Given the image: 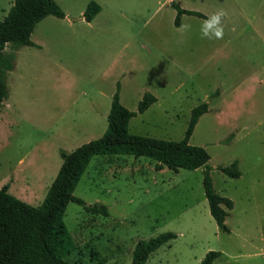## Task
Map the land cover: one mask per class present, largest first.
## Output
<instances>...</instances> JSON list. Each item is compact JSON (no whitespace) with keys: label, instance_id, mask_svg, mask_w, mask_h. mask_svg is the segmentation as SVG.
Segmentation results:
<instances>
[{"label":"rangeland","instance_id":"rangeland-1","mask_svg":"<svg viewBox=\"0 0 264 264\" xmlns=\"http://www.w3.org/2000/svg\"><path fill=\"white\" fill-rule=\"evenodd\" d=\"M54 1L64 17L36 23L34 46L15 51L6 75L0 187L40 204L59 151L101 136L115 91L130 111L143 93L155 97L130 117L129 133L173 141L183 138L190 109L206 102L188 143L207 151L212 187L232 201L225 223L234 231H220L209 215L202 168L156 170L145 157L95 155L72 194L104 204L107 215L68 202L62 219L75 247L63 259L131 264L136 241L169 231L175 237L143 264H198L209 250L221 252L212 264H264V0H94L100 11L89 22L81 18L89 0ZM170 1L195 11L242 9V17L232 16L222 38H202L205 21L183 15L175 26ZM10 3L0 0V20ZM252 15L260 38L247 26ZM232 160L238 178L217 169Z\"/></svg>","mask_w":264,"mask_h":264},{"label":"trees","instance_id":"trees-1","mask_svg":"<svg viewBox=\"0 0 264 264\" xmlns=\"http://www.w3.org/2000/svg\"><path fill=\"white\" fill-rule=\"evenodd\" d=\"M170 5L175 10V26L179 25L182 14L209 20L203 13L181 8L174 1H170ZM99 11V4L89 0L81 18L89 22ZM48 15L64 17L54 0H13L0 20V105L7 94L5 79L7 72L12 69L15 51L22 46H34L30 34L36 23ZM216 93L217 90L213 94ZM154 102L155 97L145 92L138 101L136 110L130 111L120 104L115 91L111 96L106 127L101 136L81 143L71 151H59L61 163L37 206L11 195L7 191L8 183L0 187V264H71L63 259L75 247L62 219L66 204L74 202L87 212L107 215L104 204H86L72 194L89 160L95 155L145 157L154 161L156 170L163 166L173 172L178 169L202 168L201 184L208 213L220 231L228 232L224 220L227 210L232 208V201L214 191L207 164L209 155L204 147L188 143L199 116L208 111L207 103L201 102L190 109L181 140L129 133L127 124L130 117L135 112H143ZM217 169L229 178L240 176L236 160ZM174 237L175 234L165 231L136 241L131 250V264H143L151 252ZM219 254L218 251L209 250L198 264H212Z\"/></svg>","mask_w":264,"mask_h":264},{"label":"crops","instance_id":"crops-1","mask_svg":"<svg viewBox=\"0 0 264 264\" xmlns=\"http://www.w3.org/2000/svg\"><path fill=\"white\" fill-rule=\"evenodd\" d=\"M12 2H13V0H11V3H10V5L12 4ZM178 5V4H177ZM185 9V8H184ZM8 10V9H7ZM237 10H239L237 13H228L227 11H225V10H217V11H199V12H201V13H203L205 16H207V17H211V16H213V14H215L216 12H218V11H223L226 15L225 16H223L222 17V26H223V28L225 29V27L227 26L229 29H232V24H231V21H233V19H232V16H241L242 17V13H241V11H242V9H237ZM183 15H185V14H182L181 16H180V19H181V17L183 16ZM45 18V17H44ZM94 18V17H93ZM92 18V19H93ZM198 18V17H197ZM257 18V15H252V16H247L246 17V23H247V26L249 27V29H250V31L251 32H253L255 35H257L259 38H260V31H261V29H260V27H259V25L255 22V19ZM91 19V20H92ZM200 20H203V21H206V20H204V19H201V18H199ZM90 20V21H91ZM179 26V25H178ZM262 42H263V44H264V39L262 40ZM263 76H264V72H263V75H262V77L261 78H263ZM261 78L259 79V78H257V81H259V82H261ZM246 83V78H243L242 79V81L241 82H239L238 84H237V86H243L244 84ZM218 86L220 87V84H218ZM219 87H217V88H215V90H219V93H217V95H216V97L217 96H219L220 95V88ZM237 88H240V87H237ZM245 89H247V88H245ZM245 89L243 88V90L245 91ZM208 110H209V107H208ZM247 111V110H246ZM206 113V112H205ZM202 115V114H201ZM60 163H61V161H60ZM59 167V166H58ZM56 168H57V165H56ZM57 170V169H56ZM57 172V171H56ZM56 172H54L55 174H56ZM55 174L53 175V176H55ZM52 176V177H53ZM50 178V182H49V185H50V183H51V181H52V179L54 178ZM48 185V186H49ZM47 188L48 187H46V190H47ZM7 191L9 192V184H8V189H7ZM46 193V192H45ZM15 197V196H14ZM22 198V197H21ZM43 199V198H42ZM23 200V199H22ZM42 201V200H41ZM232 206H233V204H232ZM230 210V209H229ZM229 210H227V215H228V211ZM226 215V216H227ZM226 220H224V222H225ZM226 224V223H225ZM226 226H227V224H226ZM227 228H228V232H231V231H234L231 227H228L227 226ZM227 232V233H228ZM220 254H219V256L221 255V252L220 251H218ZM218 256V257H219ZM217 257V258H218ZM216 259V258H215ZM214 259V260H215Z\"/></svg>","mask_w":264,"mask_h":264},{"label":"clouds","instance_id":"clouds-1","mask_svg":"<svg viewBox=\"0 0 264 264\" xmlns=\"http://www.w3.org/2000/svg\"><path fill=\"white\" fill-rule=\"evenodd\" d=\"M226 14L223 11H218L213 16L206 20L201 27V35L202 38H222L223 35V26H222V17ZM185 29L189 26L185 25ZM210 29H214V31L210 32Z\"/></svg>","mask_w":264,"mask_h":264}]
</instances>
